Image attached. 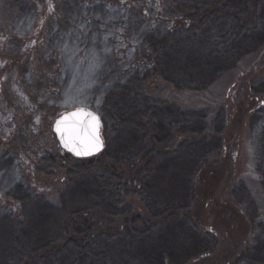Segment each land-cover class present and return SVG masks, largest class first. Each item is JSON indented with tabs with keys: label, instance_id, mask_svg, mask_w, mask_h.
<instances>
[{
	"label": "rangeland",
	"instance_id": "obj_1",
	"mask_svg": "<svg viewBox=\"0 0 264 264\" xmlns=\"http://www.w3.org/2000/svg\"><path fill=\"white\" fill-rule=\"evenodd\" d=\"M195 1L205 2L209 8L217 2L0 0V264H25L24 257L16 255L22 250L31 251L32 244H49V229L57 226L58 216L42 212L46 205L36 202L45 201L59 210L62 205L59 172L43 176L46 163L49 167L52 163L45 162L46 157H61L60 150L67 153L53 131L56 119L76 108L92 110L102 117L103 104L112 93L116 103L110 107L114 120L120 114L134 121L125 134L118 129L113 135L112 153L125 141L120 148L131 149L136 143L137 155H147L152 149L148 150L145 137H153L160 127L167 133L158 132L159 136L165 133L172 140L159 144L154 137L156 142L152 140L149 145L154 147L153 157H157L151 175L155 197L152 203L148 202V209L162 220L152 233L164 224L171 226L177 213L180 219L196 223L199 233L209 238V250L213 252L187 264H229L248 246L254 249L248 254L264 264V253L255 249L259 230L253 228L248 217L250 211H257L260 232L264 230V182L254 167V134L248 126L250 116L264 100V96L253 93L264 85V47L246 55L205 91L186 90L199 87L190 82L191 72L182 62L187 53L172 57L179 55L181 46L189 51V44H174L166 27L174 17V8H190ZM217 23L208 22L197 36L210 43L215 42L213 35L218 37L224 29H233L232 19L228 24L223 20ZM152 38L158 42L164 64L153 52ZM163 40L165 46L161 44ZM151 68L157 71L152 72ZM144 74L147 78L142 83L133 81L135 76ZM175 80L186 86L185 90L171 84ZM202 82L199 84L204 86ZM121 105L123 108L119 109ZM221 109L226 111L227 121L220 134L224 150L213 154L191 181L190 186L197 193L183 205V192L192 194L186 182L193 177L190 174L196 154V143L191 138L198 136H180L176 131L188 133L193 119L186 113L202 112L207 125L203 135L209 141L216 136L215 118ZM144 118L147 120L142 121ZM107 124L113 130V121ZM101 154L94 157L102 158ZM94 172L82 176L85 180L81 181L91 189L99 188L97 182L104 185ZM141 182L143 185L145 180ZM239 187L243 189L244 208L238 199ZM175 192L182 194L174 197ZM247 195L255 202L250 200L251 207ZM129 203L146 209L145 203L133 198L126 205L131 207ZM109 221L111 228L119 220L109 217ZM58 234L63 236L61 230ZM160 246L165 253L172 251L168 243L165 248L162 242ZM100 262L103 264L102 257Z\"/></svg>",
	"mask_w": 264,
	"mask_h": 264
},
{
	"label": "trees",
	"instance_id": "obj_2",
	"mask_svg": "<svg viewBox=\"0 0 264 264\" xmlns=\"http://www.w3.org/2000/svg\"><path fill=\"white\" fill-rule=\"evenodd\" d=\"M204 3L200 4L195 1L193 7L188 8V6L180 5L181 7L174 8L172 10L174 17L166 27L167 35L170 36L169 38L174 44H189V51H185L181 46V49L178 48L179 55L172 58H180L183 53H187L182 62H186L187 70L191 72L189 74L190 82L198 83L199 87L190 86L186 90L198 92L205 91L221 74L233 69L246 55L264 47V0H217L212 8ZM209 9L212 11L209 12ZM230 19L234 23L233 29H224L218 37L213 35L215 42L212 40L210 43H205L203 40L205 37L197 36L201 34L204 30L203 27L208 22L215 24L223 20L224 24H228ZM186 35L188 36L186 37ZM164 41H162V45L165 44ZM157 43L154 38L150 41L156 57H161ZM159 60H162V57ZM163 62L162 60V64H164ZM154 70L157 71V69L151 68L152 72ZM165 76L169 77L166 74ZM146 78L145 74L138 75L134 77L133 81L142 83ZM200 80H203L204 86L199 84ZM170 82L177 86L178 90H185L186 86L179 84L176 80L174 83ZM253 93L257 97L264 96V85L253 90ZM113 94L106 98L100 112L106 144V148L101 154L102 158L78 159L68 153L65 154L62 150H60L61 157L50 155L45 158L47 159L45 162L52 163L51 167L46 163L43 176H48L49 172L54 171L57 174L59 172V180L63 189L60 194L62 205L59 210L50 207L45 201L36 200L38 204L46 205L41 208L42 212L47 211L58 216V223L54 230L53 228L49 229L48 234L51 233V238L47 239L49 244L47 242L42 246L32 244L29 246L31 251L22 250L16 255L20 258L24 257L25 264H101V257L103 264H180L182 262L187 264L213 254L209 250L211 248L209 238L203 237L199 233L196 223L182 217L183 220L180 219L177 213H174L170 221L172 222L171 226L164 224L161 229L152 233L154 227L162 225V220H157L154 213L148 209V202L152 203V199L155 197V189H153L155 184L151 175L154 160L157 157H153L154 147L149 145L152 144V140L161 144L166 139L170 140V137L165 134L167 130L162 128L163 131H161L160 127L155 134L152 133L155 136L152 137L148 134L145 137L148 150L152 149L151 152L146 153L147 155L143 157L137 155L139 152L136 150V143L131 147L133 151L125 146L120 148L125 144V141L120 142L119 147L114 149L115 154L112 153L110 145L114 140L113 135L118 132V129L120 134H125L128 129H132L130 124H134L133 120L122 118L120 114L114 120L113 111L110 109L116 104ZM122 108L123 105L119 107V109ZM138 111L135 113L139 114ZM186 115L193 119L189 126V132L184 133L180 130L176 132L180 136L192 134L197 135L198 138L194 140L191 138V142L196 143L192 144L196 154L193 155L190 174L193 175V180L190 176L186 182L189 193L192 194H187L186 191L183 194L175 192L174 196L180 197L182 194L183 205L194 199L197 193L196 189L190 186L191 181L193 183L197 174L203 170L202 168L213 154H219L224 150V141L220 134L223 133L227 122L224 120L226 111L221 109L215 118L216 136L208 141L203 135L207 129L204 113L190 112ZM145 119L147 120L144 118L142 121ZM108 120L113 121V130L108 127ZM248 123L249 129L254 134V167L264 182V100L260 103V108L254 110ZM158 132L165 133L162 134L163 136H159ZM149 133L151 132L149 131ZM178 155L179 153H177ZM93 171H95L98 180L104 182V185L101 182V186L97 182L99 188L95 189L93 187L91 189L88 183H81L82 180H85V178L82 179V176L88 175L89 172L92 174ZM144 180L142 185L141 181ZM240 187L238 188V192L241 191L238 194V199L244 208L245 205L241 203L243 202L241 197L244 194ZM129 198L145 203L146 209L144 207L136 208L130 203L131 207L126 206ZM246 199L249 202L251 200L248 195ZM36 202L34 205H37ZM251 205L250 202V207ZM250 207H248V211ZM256 212L250 211L248 217L253 228L259 230L255 249L258 247L259 252L264 253V230L262 229L260 232L261 221ZM109 217L119 220L111 228ZM103 225L108 228H103ZM60 230L63 232L62 237L58 234ZM180 235L186 238L185 242L182 241ZM161 242L163 247L167 243L169 245L167 247L171 248L172 245V251L165 253L160 246ZM248 247L250 248L248 249ZM248 247L244 254L242 253L229 264H259L257 259L248 254L249 250L252 252L254 249L252 250L251 246ZM262 257L264 258V254ZM11 259L13 260V258Z\"/></svg>",
	"mask_w": 264,
	"mask_h": 264
},
{
	"label": "snow or ice",
	"instance_id": "obj_3",
	"mask_svg": "<svg viewBox=\"0 0 264 264\" xmlns=\"http://www.w3.org/2000/svg\"><path fill=\"white\" fill-rule=\"evenodd\" d=\"M71 120V126L61 128V124L65 121ZM99 127L98 117L92 112L80 109L66 116L63 120L57 122L56 131L61 135L62 141L64 140L65 133H68V140L65 141V147L70 151H74L76 155H87L90 151L96 150L100 146L99 137L96 135V130ZM79 141L81 144L86 145L83 152L71 147L72 143Z\"/></svg>",
	"mask_w": 264,
	"mask_h": 264
},
{
	"label": "water",
	"instance_id": "obj_4",
	"mask_svg": "<svg viewBox=\"0 0 264 264\" xmlns=\"http://www.w3.org/2000/svg\"><path fill=\"white\" fill-rule=\"evenodd\" d=\"M80 109H83L84 111H87V112H92L95 116L98 117V120H99V127L97 128L96 130V135L99 137V142H100V146L98 149L96 150H93V151H90L89 154L87 155H76V153L74 151H70L68 147H65V141L68 140V133L66 132L65 133V136H64V140L62 141L61 139V135L56 131V127H57V122L58 121H61L63 120L64 117L66 116H70L71 113L73 112H76ZM72 124V121L71 120H68V121H65L64 124H61V128H65L67 126H71ZM53 131L59 141V144H60V147L65 150L66 152L72 154L73 156H75L76 158H79V159H86V158H91V157H94V156H97L99 154H101L104 149H105V141L103 139V132H102V121H101V117L98 113L92 111V110H88V109H85V108H76V109H73V110H70L64 114H62L59 118L56 119L55 123H54V126H53ZM71 147L77 149L78 151H81L83 152L86 148V145L84 144H81L79 141L75 142V143H72L71 144Z\"/></svg>",
	"mask_w": 264,
	"mask_h": 264
}]
</instances>
